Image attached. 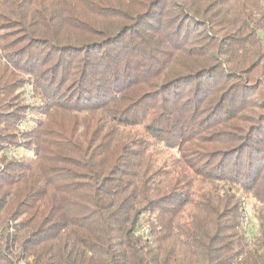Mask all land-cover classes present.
<instances>
[{"label": "trees", "instance_id": "16d2710c", "mask_svg": "<svg viewBox=\"0 0 264 264\" xmlns=\"http://www.w3.org/2000/svg\"><path fill=\"white\" fill-rule=\"evenodd\" d=\"M0 152V264H264V0H0Z\"/></svg>", "mask_w": 264, "mask_h": 264}, {"label": "rangeland", "instance_id": "374dc122", "mask_svg": "<svg viewBox=\"0 0 264 264\" xmlns=\"http://www.w3.org/2000/svg\"><path fill=\"white\" fill-rule=\"evenodd\" d=\"M31 88L24 85L22 88H21V98L22 100H24L23 104L24 106H26L27 109H25L23 111V113L21 114V117H19V122H18V126L17 128L19 129V131H23L27 125L30 124V118L32 116V113H31V107L34 106V103H33V98H32V94H31ZM69 121V118H66L65 119V124H67ZM1 153V152H0ZM10 155L12 158H17L21 155V150L17 151L16 148H11V152H10ZM243 206L245 208V213L243 215V219H242V225L241 227L246 231H247V234L250 236V232H249V229L252 227V228H256L257 226V221L254 217V209L253 207L251 206V202H249L246 198L244 199V202H243Z\"/></svg>", "mask_w": 264, "mask_h": 264}, {"label": "built area", "instance_id": "2783aa9c", "mask_svg": "<svg viewBox=\"0 0 264 264\" xmlns=\"http://www.w3.org/2000/svg\"><path fill=\"white\" fill-rule=\"evenodd\" d=\"M148 231V225L144 222H141L139 227V234L146 235L148 234Z\"/></svg>", "mask_w": 264, "mask_h": 264}]
</instances>
